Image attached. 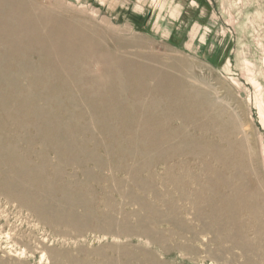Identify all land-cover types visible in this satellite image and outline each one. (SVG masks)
Here are the masks:
<instances>
[{
  "label": "rangeland",
  "instance_id": "obj_1",
  "mask_svg": "<svg viewBox=\"0 0 264 264\" xmlns=\"http://www.w3.org/2000/svg\"><path fill=\"white\" fill-rule=\"evenodd\" d=\"M33 2H44V6L55 10L60 8L67 17L77 18L85 24L89 23L88 27L98 32L109 31L117 40L121 38L131 41L142 38L149 41L151 43L149 47L161 62L169 63L170 60H174L175 63L179 61V65L183 62L182 66H185L182 69L183 73L171 71L167 74L181 82L182 92L190 97L193 105L203 108L207 113L208 122L217 125L214 132L210 129L207 135L209 138L217 132L219 136L222 133L223 145L228 142V138L229 142L235 138L236 141L243 143L244 152L247 154L243 158L245 166L235 173L233 183H237V176L240 174L244 179L245 195L251 194V178L255 175L254 166L264 178L262 166L264 0H33ZM96 72L105 76L109 73L103 66ZM110 80L102 78L99 82L103 96H107L105 92L109 89ZM34 88L45 89L50 95L54 93L53 87L49 88V85L34 86ZM76 93L78 94L74 91L75 96ZM63 98L62 95L59 97V99ZM102 102L100 109L107 113L111 106L107 101ZM52 114L60 120L64 118L59 111ZM76 117L77 119L71 117V121L82 127L86 126L84 137L90 139V143L93 144L92 150L95 146L93 151L97 159L94 157V160L98 164L102 163L103 167L98 171L95 164L85 163V160L82 162V167L69 164L60 167L66 182L78 186V188L73 187V192L76 195L84 194L89 198L92 197L94 202L97 200L99 203L95 202V206L99 209L94 208V202L88 208L74 207L70 209L72 210L70 213L76 218L80 217L77 218L78 223L74 225L61 221L48 225V220L40 216V219L39 217L37 219L38 214L35 215V212L32 213L29 208L27 210L23 205L8 202L0 196V264L22 262L24 264H133V262L158 264L159 260L162 261L161 264H264V185L257 184L256 197L259 198L253 197L249 200L254 202L252 208L256 216L253 217L254 215L244 212L234 195L228 194L231 193L229 189L221 186V179L227 175H220L223 173L220 168V172L219 169L215 170L219 172L216 177L204 173L206 171L198 160L181 156L174 158L172 153L169 155L168 147H164V151H161L162 147L158 149V146L155 149L149 147L150 149L144 150V148L140 151L148 153L141 152L136 154L134 159H130L127 153L131 151L127 149L132 150L133 147L123 143L126 138L128 139L125 135L128 132V128L125 127L128 126V122H125L124 116L118 118L119 120L105 114L94 118L83 115ZM95 120L102 122L105 127L97 128L94 124ZM119 126L120 134L113 140L114 132L110 129H119ZM230 128H233V131ZM140 129V127L135 128L139 138L138 144H135L138 145L136 148H140L143 142L139 136ZM191 131L189 130L190 135L199 138V133L194 134ZM155 136L158 140L162 138L160 131L154 134V138ZM216 140L213 139L214 144L218 141ZM159 143L161 146L162 141L160 140ZM117 147L126 149L125 153L128 157L125 161L117 155L119 153L116 154L119 150ZM250 153H254L255 158L253 154L249 158ZM143 154L144 157H141ZM161 158L164 161H161ZM167 158L171 159L166 161ZM205 159L202 160L206 162L208 158ZM236 159L240 160L237 151H233L231 160L235 169H237ZM108 163L109 167H107ZM76 169L79 172H76ZM49 173L51 174L52 171ZM98 174L100 175L97 176ZM67 175H70L69 178ZM195 179L199 180L198 184ZM201 179L205 182L203 183ZM207 179L209 183L206 182ZM74 181L80 182L76 184L77 182ZM83 184L89 185L88 188ZM186 186L187 193L181 190L186 189ZM201 186L210 187L213 191L210 192L212 195L203 193ZM224 189L228 191L225 192ZM182 191L184 195L181 194ZM203 194L208 199L202 200L205 199ZM52 197L49 205L58 209L55 205L59 203L54 202L59 198L54 193H51L50 198ZM226 197H231L236 204L234 211H229L232 214L225 210L223 202ZM100 202H103L102 205ZM212 203L213 205H210ZM84 210L87 214H84ZM228 223L232 224L228 225ZM145 232L148 235L144 237ZM151 254L153 258L149 257ZM13 255H16V258ZM18 256H21V260ZM153 259L157 262H153ZM146 260H150L149 263Z\"/></svg>",
  "mask_w": 264,
  "mask_h": 264
},
{
  "label": "bare ground",
  "instance_id": "obj_2",
  "mask_svg": "<svg viewBox=\"0 0 264 264\" xmlns=\"http://www.w3.org/2000/svg\"><path fill=\"white\" fill-rule=\"evenodd\" d=\"M43 4L44 2H33V0H0V196L8 202H17L19 205H23L25 209L29 208L32 213L35 212V215L36 213L38 214L36 215L37 219L40 216L48 220V225L49 223L57 224L61 221L74 225L78 223L77 218L79 216L76 218L72 215L70 213L72 210L70 209H74V207L76 209L77 207L88 208L89 205L93 204L94 199L84 194H78V192V195H76L73 192V187L78 188V186L70 184L71 182L68 183L69 179L66 182L60 166L69 164L70 166L82 167V162L85 160V163L95 164L99 171V168H102L103 164L100 162L98 164L94 160L96 158L93 151L95 146L92 150L93 144L90 143V139L88 140L84 137L86 134V126L82 127L72 122L71 117L77 119L76 116L82 117L83 115L84 117L87 116V118H94L97 115L105 114L116 119L124 116L123 118L126 119L125 122H128V126H125L128 128V132L125 134L128 139L126 138L123 143L129 145V147H133L132 150L127 149L129 152L131 151V153H127L129 157L125 153L126 149L124 147H117V150L119 148L118 151L114 149L117 151L116 154L119 153L117 155L123 161L127 157L134 159L136 154L138 155L144 152L140 151L141 149H150L149 147L155 149L158 146V149H161L160 147L163 148L161 151H164L168 147L170 149L169 155L172 153L174 158L181 156L182 158L198 160L199 164L201 163L203 166V170L206 171L204 173L216 177L219 175L218 173L221 169L223 173H220V175H227L221 179V186L229 189L231 193L228 192V194L236 197V201L238 200L240 202V207L245 210V213H249L255 217L256 212L252 208L254 202L249 200L253 197L254 199L259 198L256 197L258 195L256 188L259 183L264 185V178L260 176L259 169L256 170L254 166L255 175L251 178L252 190L251 194L248 195L244 193V179L240 174L237 176V183H233L235 173L238 170H242L245 166L243 158L247 154L244 152L243 143L236 141L235 138L229 142L228 138V142L223 145L224 142L221 140L222 133L219 136L217 132L213 134L212 138L211 135L210 138L207 136L210 133V129L214 132L217 125L214 126V123L208 122L206 120L207 113L203 108L193 105L190 97L182 92L181 82L167 74L171 71L183 73L182 69L185 67L182 66L183 62H181V65L178 64L179 61L175 63L173 59L169 63L161 62L158 56L153 53L152 48L149 47L151 44L149 41H145L142 38L131 41L121 38L117 40L114 34L109 31L106 33L98 32L88 27L89 23L85 24L77 18L67 17L60 8L55 10ZM102 66L108 70V76L97 74V69ZM102 78L111 79L109 81V89L105 92L107 96H103V91H100L99 82ZM42 85H49V88L53 87V95H50L45 89L41 88L38 90L34 88V86ZM73 90L78 92V94L76 93L77 98ZM61 95L64 96L63 99H59ZM102 101H107V104L111 106L107 113L100 109L103 104ZM58 111L64 116L63 120L58 119V117L52 114ZM95 121L94 124L97 128L105 127V125H102V122ZM231 124H233L232 121ZM137 127L141 128L139 136H141L143 141L140 148H136L138 145L135 146L138 141L137 139H139L138 134L135 132V128ZM120 128L119 126V129H110V131L114 132L113 140L120 134ZM156 129L162 135V138H159L162 141L161 146H159L160 140L156 137L158 135L154 138V134L158 132ZM189 130H192L191 132L194 134L199 133V138L193 134L190 135ZM108 134L111 135V133ZM214 138L218 140L216 141L219 142V145H217V142L215 143L216 145L213 143ZM108 149L110 148L108 147ZM233 151H237L238 157L240 158V160L236 159L237 169L232 165L231 155ZM98 154L100 153L98 152ZM144 154L141 157H144ZM251 154L255 158L254 153H250L248 155L249 158L252 157ZM262 156V166L264 169V155ZM108 157L105 158L108 159ZM204 157L208 158L206 162L202 160L205 159ZM170 159L167 158L166 161ZM161 161L164 160L161 158ZM108 162L110 163V161ZM109 163L107 167H109ZM90 166L88 167L90 168ZM216 169H219L218 173L215 171ZM50 171H52L51 174L49 173ZM68 171L70 172V170ZM76 172L79 171L76 169ZM199 173L201 174L202 170ZM196 178L199 179L198 177ZM211 178L212 176L209 180ZM197 179L195 180L197 181ZM201 180L200 182H205L204 179ZM209 180L207 179L206 182ZM74 182L76 183L77 181ZM78 182L76 184H79ZM198 182L199 180L197 184ZM87 184L83 185L87 186ZM81 185H79V188H81ZM186 185L188 186V183ZM183 186L181 187L183 188ZM187 186L186 189L181 190H185L187 193ZM201 190L205 194L213 192L210 187L206 186H201ZM79 191L81 190L79 189ZM195 192L193 191V193ZM51 193H54L59 198L57 201L54 199V203H59L55 205L58 206L56 207L58 209L49 205L50 199L54 197L50 198ZM181 194L184 195L185 193L183 192ZM206 199L208 198L205 196V199L202 200ZM224 199L225 210L228 212L234 211V205L236 204L233 203V199L231 200V197ZM202 200H200L201 203ZM211 202L213 201L211 200ZM210 205H213V203ZM94 208L97 209L98 207L95 206ZM229 213L232 214V212ZM84 214H87L85 210ZM228 217L230 218V216ZM220 223L219 225H221ZM43 224L45 223L43 222ZM231 224L228 223V225ZM149 232L148 234H151ZM146 234V232L143 234L144 237ZM147 238L149 237L147 236ZM153 243L155 242L153 241ZM152 255L149 257H152ZM155 257L154 259H156ZM144 258L146 259V257ZM2 261L4 262V259ZM148 261L146 260V262ZM153 262H157V260ZM160 262L162 261L159 260L157 263L161 264ZM22 263L24 264V262Z\"/></svg>",
  "mask_w": 264,
  "mask_h": 264
}]
</instances>
